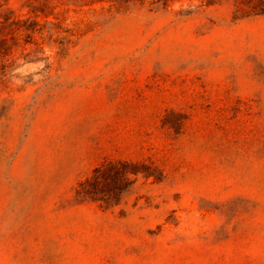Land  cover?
<instances>
[{"label":"rangeland","instance_id":"1","mask_svg":"<svg viewBox=\"0 0 264 264\" xmlns=\"http://www.w3.org/2000/svg\"><path fill=\"white\" fill-rule=\"evenodd\" d=\"M29 1L0 0L45 26L0 81V264H264V14ZM124 159L152 174L76 195Z\"/></svg>","mask_w":264,"mask_h":264},{"label":"trees","instance_id":"2","mask_svg":"<svg viewBox=\"0 0 264 264\" xmlns=\"http://www.w3.org/2000/svg\"><path fill=\"white\" fill-rule=\"evenodd\" d=\"M207 2L209 3L210 0ZM41 3L38 6L29 3L35 16L39 14V11L44 16L49 14V11H45L47 0H43ZM235 4V17L264 14V0H235ZM44 27V24H40L35 17L20 18L15 16L11 10L0 8V81H3L6 74L12 69L13 50L23 43L30 42L31 35L41 32ZM74 34L75 31H68L62 36L60 42L62 44L69 42ZM139 174L144 177L150 176L152 174L150 165L142 161L127 159L104 161L94 167L90 175L77 182L75 193L81 199L102 201L109 205L135 181Z\"/></svg>","mask_w":264,"mask_h":264}]
</instances>
